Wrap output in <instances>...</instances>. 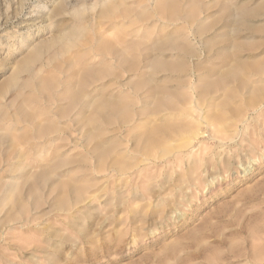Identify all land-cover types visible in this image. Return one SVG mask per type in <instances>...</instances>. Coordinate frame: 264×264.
Segmentation results:
<instances>
[{"label":"rangeland","instance_id":"374dc122","mask_svg":"<svg viewBox=\"0 0 264 264\" xmlns=\"http://www.w3.org/2000/svg\"><path fill=\"white\" fill-rule=\"evenodd\" d=\"M0 264H264V0H0Z\"/></svg>","mask_w":264,"mask_h":264}]
</instances>
